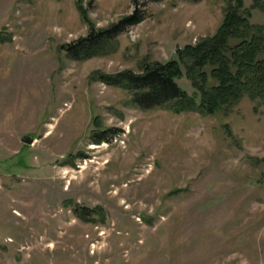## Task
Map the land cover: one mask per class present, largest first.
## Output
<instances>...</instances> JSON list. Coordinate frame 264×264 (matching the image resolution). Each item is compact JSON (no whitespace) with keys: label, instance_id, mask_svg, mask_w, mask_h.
I'll return each instance as SVG.
<instances>
[{"label":"rangeland","instance_id":"rangeland-1","mask_svg":"<svg viewBox=\"0 0 264 264\" xmlns=\"http://www.w3.org/2000/svg\"><path fill=\"white\" fill-rule=\"evenodd\" d=\"M140 2L114 50L73 59L63 44L135 2L0 0V264H264V100L143 109L99 78L175 59L198 102L179 53L227 0ZM242 2L264 25V0Z\"/></svg>","mask_w":264,"mask_h":264},{"label":"trees","instance_id":"trees-1","mask_svg":"<svg viewBox=\"0 0 264 264\" xmlns=\"http://www.w3.org/2000/svg\"><path fill=\"white\" fill-rule=\"evenodd\" d=\"M133 1L136 8L131 14L105 28H96L92 23L87 35L63 44L67 55L85 59L114 50L117 36L145 18L144 2ZM242 8V0H227L224 17L214 34L201 38L195 45H186L179 53L186 58V75L200 92L198 102L176 82L182 72L175 59L146 61L139 72H100L99 78L128 90L133 103L143 109L167 107L176 112L193 109L212 113L222 106H231L244 93L264 100V25L252 23ZM81 13L89 19L83 6ZM210 77L217 83L209 85ZM106 133L98 132L95 139L100 141ZM78 211L87 216L92 213L83 207Z\"/></svg>","mask_w":264,"mask_h":264},{"label":"water","instance_id":"water-1","mask_svg":"<svg viewBox=\"0 0 264 264\" xmlns=\"http://www.w3.org/2000/svg\"><path fill=\"white\" fill-rule=\"evenodd\" d=\"M22 140L25 142V143H28V144H32L34 143V137L31 136L30 134H25L22 136Z\"/></svg>","mask_w":264,"mask_h":264}]
</instances>
